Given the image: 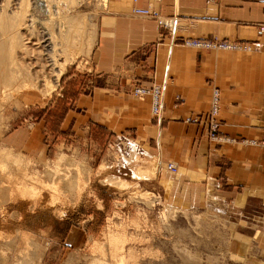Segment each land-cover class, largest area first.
I'll list each match as a JSON object with an SVG mask.
<instances>
[{"label": "crops", "instance_id": "obj_1", "mask_svg": "<svg viewBox=\"0 0 264 264\" xmlns=\"http://www.w3.org/2000/svg\"><path fill=\"white\" fill-rule=\"evenodd\" d=\"M136 4L175 18V29L169 32L154 19L134 16L133 0H110L99 16L82 90L65 100L58 135L101 142L127 134L143 147L147 159L155 161L154 179L163 202L224 205L233 238L245 250L243 264H264V30H260L264 0H137ZM213 36L257 46L231 51L182 44L184 38ZM136 83L164 85L160 118L153 117L149 96L139 99L130 93ZM214 89L219 91L221 141L209 138L206 124L191 120L209 113ZM42 122L29 137L24 129L11 135L9 142L15 144L8 148L43 159ZM169 162L176 166L175 172L166 168ZM21 209V205L14 209L19 218L26 214ZM5 211L1 206V224ZM11 233L12 246L0 241V252L7 251L5 258L0 255V263L24 257L25 226H13ZM87 237L84 227L73 226L66 243L83 249Z\"/></svg>", "mask_w": 264, "mask_h": 264}, {"label": "rangeland", "instance_id": "obj_2", "mask_svg": "<svg viewBox=\"0 0 264 264\" xmlns=\"http://www.w3.org/2000/svg\"><path fill=\"white\" fill-rule=\"evenodd\" d=\"M66 1L68 5H44L36 12L39 27L49 28L57 40L68 20L86 18L84 49L78 52L75 44L62 49L65 54L57 52L58 64L65 61L57 86L50 92L47 88V94L34 87L16 92L15 85L2 82L0 68V209L6 210L0 241L12 246L13 226H25L24 257L10 264H243L245 250L233 238L224 205L163 202L154 179L156 163L130 136L123 133L100 142L58 135L65 100L82 90L99 16L110 0H86L82 5ZM8 2L11 5V0L3 3ZM0 15L2 27L9 12ZM5 39L0 30V43ZM8 53L0 45V67ZM40 121L43 159L8 148L15 144L9 142L11 135L24 129L29 137ZM19 205L26 212L20 218L14 212ZM73 226L87 231L83 249L66 243ZM0 255L5 258L7 251Z\"/></svg>", "mask_w": 264, "mask_h": 264}, {"label": "bare ground", "instance_id": "obj_3", "mask_svg": "<svg viewBox=\"0 0 264 264\" xmlns=\"http://www.w3.org/2000/svg\"><path fill=\"white\" fill-rule=\"evenodd\" d=\"M84 1L86 0H77L76 4L82 5ZM0 2V11L5 14L9 12L8 18L5 15L4 24L0 26V30L6 36L0 45L9 51L7 56L10 54L4 67H0L3 69L2 82L15 85L16 92L28 91L34 87L42 88L47 94V88L50 92L57 86L65 64V61L58 64L57 52L65 54L63 50L75 44L78 52L84 49L86 18L80 16L74 18L75 20H68V26L60 34L62 35L60 40H57L49 28L39 27L36 12H40L44 5L49 8L60 3L64 5L68 3L65 4L63 0H11V5L9 2L3 3L4 0ZM60 26L62 27L61 23ZM1 98H4L3 95Z\"/></svg>", "mask_w": 264, "mask_h": 264}, {"label": "built area", "instance_id": "obj_4", "mask_svg": "<svg viewBox=\"0 0 264 264\" xmlns=\"http://www.w3.org/2000/svg\"><path fill=\"white\" fill-rule=\"evenodd\" d=\"M134 5L132 7V14L138 17H145L154 19L157 25L161 29H166L169 32H172L175 29L176 19L163 17L156 9L139 7L135 2L137 0H133ZM260 30H264V26L260 27ZM182 44L191 47L204 48V49H212V50H251L255 48L257 45L251 44L249 42H244L240 40H231L225 38L211 37V38H184L182 40ZM130 93L139 98L144 99L149 96L151 99V113L154 117L160 118L161 112L163 109V93H164V85L154 83L151 86H144L140 83L134 84ZM219 111V91L217 89L213 90L212 100H211V108L209 113L205 116L204 119H201L198 115L194 116L191 120L194 122H203L206 124L208 128V136L211 140L221 141L224 138L220 137L218 134L219 122L217 121V115ZM168 169L175 171V165L170 162L167 164ZM2 264V263H0Z\"/></svg>", "mask_w": 264, "mask_h": 264}]
</instances>
